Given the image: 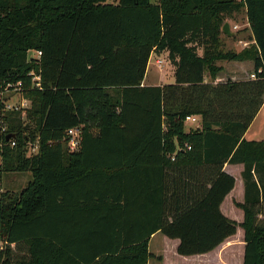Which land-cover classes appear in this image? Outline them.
<instances>
[{
  "label": "trees",
  "instance_id": "16d2710c",
  "mask_svg": "<svg viewBox=\"0 0 264 264\" xmlns=\"http://www.w3.org/2000/svg\"><path fill=\"white\" fill-rule=\"evenodd\" d=\"M242 11L252 43L225 51ZM163 53L174 83L143 86ZM242 61L255 79L215 84L219 62ZM19 82L32 106L0 98V183L32 179L1 195L0 264H147L155 233L181 256L210 253L240 227L221 211L236 183L225 164L244 168V264H264V141L245 139L264 105V0H0V96Z\"/></svg>",
  "mask_w": 264,
  "mask_h": 264
},
{
  "label": "rangeland",
  "instance_id": "374dc122",
  "mask_svg": "<svg viewBox=\"0 0 264 264\" xmlns=\"http://www.w3.org/2000/svg\"><path fill=\"white\" fill-rule=\"evenodd\" d=\"M227 22L231 24V31L234 33L235 37L234 39H228L225 36H222V43L224 46L225 51H241L243 48L248 46L251 42L248 40H251V32L249 29V25L246 19V14L244 11L234 15L233 17L227 19ZM34 56H37L36 52H29V58H33ZM157 61H161L160 64L157 63ZM252 61H242V62H219V66L222 67V72L220 74V77H222V83H227L231 81H245L249 80V76L252 75L254 72V66ZM245 72L249 73V76ZM251 79V77H250ZM146 82L147 83H158L162 82L164 84H173L174 83V68L169 62L168 55L166 53H163L161 55L153 54L149 61V66L147 70L146 75ZM20 99V95L16 94V92H8L3 97L2 100L6 101L7 106H13L15 103H17ZM30 109V108H29ZM28 109V110H29ZM27 111V110H26ZM24 111V113H26ZM23 121L28 120L26 117V114L23 115ZM198 124H193L190 122L186 123V130H194L197 128ZM5 128L7 126L4 125ZM2 128V127H1ZM6 131V130H5ZM2 129H0V135L1 133L5 132ZM247 140H256V141H264V108H261L260 113L256 116L253 123L250 126V129L246 133ZM2 144L0 140V166L2 164ZM32 153V151H29V155ZM234 169V168H233ZM235 171V170H234ZM236 175V172H233ZM32 179V176L30 173H20V172H9L3 175L2 182L0 183V199L2 198V194L6 193L7 196L4 200L9 199V197H14L18 195L28 184V182ZM241 185H238V188L234 190L233 193V199L232 202L229 203V207H235V209H238L237 203L235 204L237 200L240 199L241 195ZM234 203V204H233ZM234 221H236L240 227L237 229L236 235H234V238L231 240L232 243H230L229 246L231 249V252L233 255V262L232 264H239L240 255H241V247L242 242H244V229L241 227V224L244 222V216L241 212L233 211L231 214ZM166 238H164L163 235H159L156 237L154 242V252H159L160 250H163V247L165 246L164 243ZM167 240V239H166ZM2 247V244L0 243V248ZM167 252V251H165ZM163 253H158V255L161 256ZM166 258L167 261L172 264L176 263V259L174 256H168V257H162L157 259H164ZM225 260H228L224 258ZM211 259L207 260V262H204V264H211L209 262ZM216 258H214V261ZM213 261V260H212ZM161 262V261H160ZM213 264V263H212ZM216 264V263H215Z\"/></svg>",
  "mask_w": 264,
  "mask_h": 264
},
{
  "label": "crops",
  "instance_id": "0c3cea01",
  "mask_svg": "<svg viewBox=\"0 0 264 264\" xmlns=\"http://www.w3.org/2000/svg\"><path fill=\"white\" fill-rule=\"evenodd\" d=\"M230 26H231V24H230ZM248 46H249V44H248ZM248 46H246V47H248ZM250 63H252V62H250ZM218 65H219V63H218ZM245 73L247 74V76H249V73L248 72H245ZM220 74L217 76V79L215 81V84L216 83H222L221 82L222 81V77H220ZM250 77H251V75L249 76V79H250ZM206 82H209L208 76H206ZM163 85H166V84H164L162 82H158V83H147L146 82V76H145V79L143 81V86H163ZM263 108H264V105H263ZM260 111H259V113H260ZM199 126H197V127H199ZM245 139L247 140L246 134H245ZM248 141H252V140H248ZM243 169H244L243 168V165H230V164H225V166H224V171L226 173L232 175L235 178V181H236L235 188L225 198L224 202L221 205V211H222V213L225 216H227L228 218H230V219L232 218L231 214H232L233 211L241 212L242 215L244 216V212H243L242 209H240V208L235 209V207H233V206L232 207H229L228 206L229 203L232 202L234 190H236L238 188V185H241V191H240L241 192V195H240V199L237 200L234 203L235 204L236 203L237 204H243L244 203V183H243V179H242ZM233 172H236V175ZM133 216L135 218L141 217L139 206H138V208L136 206V213H134ZM159 235H162V234L161 233H155L149 239V244H148V246H149V253L151 255H153V257H150L148 259L147 264H169V262L167 261L166 258H164L163 260L162 259H157V258H161V256L162 257L174 256L175 259H176V263L175 264H204V262H207V260H209V259H211L209 261V262H211V264L212 263L213 264H215V263L216 264H232L231 262H233V259L232 258H233V255L234 254L231 252V249H230L229 246H232V245H230V243H232L231 240L234 238V236L231 237V238H229V239H227L222 245H220L218 248H216L214 251H212L210 253L203 254V255H194V256H181V255H179L177 253V248H178V245H179V240H172V239H169V238L165 237L164 235H163L164 238H166L167 240L165 239L166 242L164 243L165 246L163 247V250H160L159 252L156 251V253H153L154 252V249H153L154 248V242H155L156 237L159 236ZM244 250H245V243L243 242V245L241 247V255L239 257L240 258L239 264H244ZM165 251H167V252H165ZM158 253H163V254H161V256H160V255H158ZM214 258H216L215 261H214ZM224 258H226L228 260H225ZM170 264H172V263H170Z\"/></svg>",
  "mask_w": 264,
  "mask_h": 264
},
{
  "label": "built area",
  "instance_id": "2783aa9c",
  "mask_svg": "<svg viewBox=\"0 0 264 264\" xmlns=\"http://www.w3.org/2000/svg\"><path fill=\"white\" fill-rule=\"evenodd\" d=\"M37 56H34V59L39 60L42 53L41 52H36ZM158 64L161 63V61H157ZM32 78V86L34 89L37 90H42V78L41 75L36 73L35 71H32L29 74ZM251 79H255V75L252 74L251 75ZM8 92H16V94L20 95V99L17 103H15L13 106H7L6 105V101L4 100V105H5V110H13V111H26L29 108H31L32 103L29 99L25 98L23 96V87L22 84L19 82L17 84H7V86L4 89V92L1 94L0 98L2 100V97L8 93ZM187 122L193 123V124H198L201 125V119L198 116H191V117H187L185 124ZM0 124H2V130L5 131L6 128L3 125V122H0ZM197 127V126H196ZM81 137H82V128L81 127H75V128H71L67 131L66 133V141H67V147L68 150L70 152H77L80 149V145H81ZM12 146H15L16 143L12 142L11 143ZM188 149L190 150L191 147H188ZM37 150V146L36 144H31L30 145V152H36ZM172 160H174V158L172 157Z\"/></svg>",
  "mask_w": 264,
  "mask_h": 264
},
{
  "label": "water",
  "instance_id": "95a60500",
  "mask_svg": "<svg viewBox=\"0 0 264 264\" xmlns=\"http://www.w3.org/2000/svg\"><path fill=\"white\" fill-rule=\"evenodd\" d=\"M222 32L228 36V37H233L234 36V33L231 31V26H230V23L226 22L222 28ZM16 135L15 134H8L6 136V140L9 141L10 139L12 138H15Z\"/></svg>",
  "mask_w": 264,
  "mask_h": 264
}]
</instances>
